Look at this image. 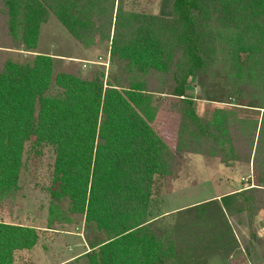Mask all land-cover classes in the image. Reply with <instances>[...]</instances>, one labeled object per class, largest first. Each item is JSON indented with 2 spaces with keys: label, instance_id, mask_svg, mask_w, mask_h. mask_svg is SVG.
<instances>
[{
  "label": "trees",
  "instance_id": "obj_1",
  "mask_svg": "<svg viewBox=\"0 0 264 264\" xmlns=\"http://www.w3.org/2000/svg\"><path fill=\"white\" fill-rule=\"evenodd\" d=\"M51 16L84 45L111 43L110 82L56 75L50 55L10 58L37 51ZM194 77L224 80L221 100L205 98L225 105L211 118L188 95ZM158 95L173 99L176 131L159 125ZM31 141L55 151L52 199L85 216L86 264H178L153 205L182 153L253 164L241 197L251 220L264 213V0H174L161 15L129 12L125 0H0V200L19 190ZM41 236L0 222V264Z\"/></svg>",
  "mask_w": 264,
  "mask_h": 264
},
{
  "label": "rangeland",
  "instance_id": "obj_2",
  "mask_svg": "<svg viewBox=\"0 0 264 264\" xmlns=\"http://www.w3.org/2000/svg\"><path fill=\"white\" fill-rule=\"evenodd\" d=\"M173 5L174 0H125L127 11L149 15L170 14ZM110 52V42L84 45L51 16L42 25L37 51L13 50L10 58L22 62L37 54L50 55L55 59L56 75L71 73L91 79L100 73L108 83L118 73ZM187 92L196 100V110L203 118H211L215 109L225 107L220 102L205 100L208 95L221 100L222 78H208L200 86L194 77L189 81ZM157 98L160 99L159 125L168 124L176 131L173 99L164 95ZM203 157L204 163L186 153L179 155L174 175L156 181L153 211L164 214L180 207H193L196 205H190L192 202L208 199L216 193L231 194L235 184L242 189L254 186L253 164L236 162L226 166L219 158ZM54 161L52 147L28 142L19 190L0 200V222L31 226L42 235L34 249L16 254V264H86L79 258L85 245V216L73 213L67 200L54 201L48 191L52 185ZM235 197L231 209L234 213L229 217L227 212L219 211L222 201H215L174 212L159 220L160 226L175 236L180 247L174 261L178 264H264V213L251 220L242 197L238 194ZM231 229L236 230L237 235Z\"/></svg>",
  "mask_w": 264,
  "mask_h": 264
},
{
  "label": "crops",
  "instance_id": "obj_3",
  "mask_svg": "<svg viewBox=\"0 0 264 264\" xmlns=\"http://www.w3.org/2000/svg\"><path fill=\"white\" fill-rule=\"evenodd\" d=\"M186 155H189V156H194V157H196V158H199V159H195V161H197V162H202V163H204L205 161H203L204 160V157L202 156V155H199V154H186ZM242 188H239V185L238 184H235L234 185V188L232 189V193L231 194H221V193H216L214 196H212V197H210V198H208V199H205V200H199V201H197V202H192L190 205H196V206H191L192 208H195V207H197V206H199V204H205V203H207V202H215V201H222V203H221V206H219L220 208L222 207V209H223V212H225V214H226V212H227V216L229 217L230 215H232L233 213L231 212V209L233 208V205H234V202H235V200H236V197H235V195H239L240 197H241V192H242V190H241ZM236 191V192H235ZM242 199V198H241ZM242 203H243V206H244V202H243V199H242ZM198 204V205H197ZM216 204V203H215ZM218 205V204H217ZM189 206V205H188ZM191 207H180V208H176V209H173V210H171V211H166V212H164V214H162V216L160 217V219H163L164 217H168V216H170V215H172V214H174V212H183L184 211V209H187V208H191ZM191 208V209H192ZM243 211V210H242ZM222 212V213H223ZM159 219V220H160ZM226 229H228L229 230V228L228 227H226ZM232 230V229H231ZM232 231H234V233L237 235V232H236V230H232ZM83 239H84V237H83ZM85 240V239H84ZM84 249L83 250H81V252H79V253H81L82 255L83 254H85L88 250H89V248H88V246H87V244H86V241H84ZM85 246H86V249H85ZM82 255H80V256H82Z\"/></svg>",
  "mask_w": 264,
  "mask_h": 264
}]
</instances>
